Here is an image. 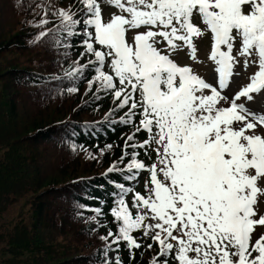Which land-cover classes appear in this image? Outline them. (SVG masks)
I'll return each mask as SVG.
<instances>
[{
	"label": "snow or ice",
	"instance_id": "1",
	"mask_svg": "<svg viewBox=\"0 0 264 264\" xmlns=\"http://www.w3.org/2000/svg\"><path fill=\"white\" fill-rule=\"evenodd\" d=\"M77 2L78 12L58 16L67 36L81 38L80 59H88L66 74L75 78L91 66L89 88L110 94L114 111L126 109L120 122L134 131L107 172L144 181L142 192L115 184L117 230L102 239L132 250L142 247L132 233L142 234L158 249L151 264H264V233L253 239L264 227L256 211L264 195V111L251 107L264 92V0ZM102 4L115 10L107 20ZM201 38L209 42L210 80L172 58L187 50L196 61ZM237 65L257 70L237 83ZM140 132L147 137L135 142Z\"/></svg>",
	"mask_w": 264,
	"mask_h": 264
},
{
	"label": "trees",
	"instance_id": "2",
	"mask_svg": "<svg viewBox=\"0 0 264 264\" xmlns=\"http://www.w3.org/2000/svg\"><path fill=\"white\" fill-rule=\"evenodd\" d=\"M80 7L0 0V264H113L103 251L114 245L121 264H151L158 250L138 232L139 249L102 239L117 230L115 184L130 187L127 173L107 169L134 129L120 122L126 109L114 111L110 94L89 88L91 66L66 74L88 58L80 59V37L61 30L58 12ZM146 137L137 133L135 142Z\"/></svg>",
	"mask_w": 264,
	"mask_h": 264
},
{
	"label": "rangeland",
	"instance_id": "3",
	"mask_svg": "<svg viewBox=\"0 0 264 264\" xmlns=\"http://www.w3.org/2000/svg\"><path fill=\"white\" fill-rule=\"evenodd\" d=\"M113 11H115V10L109 8L107 5L102 4V14H103L105 20L110 18V15ZM203 40L204 39L201 38V40L196 41V48H197V52H196L197 60L196 61H193L188 56L187 50L179 51L172 58L181 66H190L193 69V72L195 74L199 75L201 78H204L206 80H210V78L213 77L215 75V73L209 70L210 67H213L211 65V63L209 61H207V56L210 54V50H209V46L206 48L203 46V44H204ZM79 51L82 52L83 50L79 49ZM235 70L240 75L233 77V80L236 81L237 83H246L248 80V77L250 75H252L254 73V71H256L257 69L254 66H252V67H249L247 70H245L241 65H237ZM251 107H253L254 109L259 110V111H264V92L260 93L259 95L254 94V99L251 102ZM142 181L139 179H138V181H134V187H135L134 191H141V189H143L142 188L143 187ZM258 186L261 189H264V180L259 181ZM263 196L264 195L258 196L256 209L258 207V202L260 201V199H262ZM130 197H131V194H129V196H127L125 198L126 201H130L132 198V197L131 198ZM260 215H264V214L258 213L257 218ZM257 227H259V226H257ZM137 240H139V239L137 238ZM104 252H106L108 261L115 263V260L117 258H116V254L114 252V247L108 248Z\"/></svg>",
	"mask_w": 264,
	"mask_h": 264
}]
</instances>
